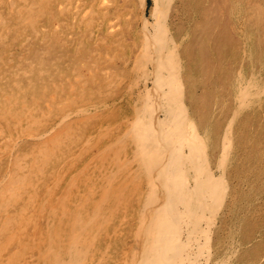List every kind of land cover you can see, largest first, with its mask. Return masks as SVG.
I'll use <instances>...</instances> for the list:
<instances>
[{"label": "rangeland", "instance_id": "1", "mask_svg": "<svg viewBox=\"0 0 264 264\" xmlns=\"http://www.w3.org/2000/svg\"><path fill=\"white\" fill-rule=\"evenodd\" d=\"M25 1L28 4L24 5L22 4V1L19 0H15L14 3L13 1H10L11 4L9 3V0H0V13H2L1 15L4 20V24L1 27V29L3 28L4 31L3 29L2 30L0 29L1 37H2V39L0 40V77L4 80V82L6 80L5 82L6 85L4 84L2 86L4 90L0 87V95H3L1 93H10L13 97L17 99L20 105L19 109H15L13 106L5 107V104H0V112H1L0 122L1 123L3 122L2 124L5 127V129H7V131L12 132L16 118L21 117L22 120H24L25 118V115L23 113L24 111L22 109L30 107L33 101L38 100L39 102H43L49 99L53 94L55 96L59 95L58 97L64 99L66 110L70 112L78 111L77 113L78 115L76 114L75 116H72L70 118L71 120L70 121L68 120L70 123H68L67 121L68 124H66L67 125L66 128L69 129L68 130L69 132L67 133V135L65 132L62 133L63 134L62 143L57 147L58 154L51 153L46 156V161L45 164L43 165V171L44 170L46 171H44V174L41 177L36 176L33 178L32 180L34 184L33 188L31 189L25 188L23 191L16 193L13 196L14 198L10 202L9 207L16 218L21 213L22 208L24 209L23 215L25 216L24 225L26 227V232L24 235L22 234L20 235V233L15 229L14 223L12 224L8 223V227L11 230L10 234L0 230V264H19V263L48 264L46 260L41 257L40 249H43L41 248V246H43L44 248L50 246L54 250L60 251V255L62 253V256L67 257L63 249H60L59 245L56 242L55 237L52 236V234L50 233L49 221L57 220L59 224V230L61 233L60 234L61 239L67 240V238L69 237L70 221L66 219L64 216H62L61 213L63 209L61 208L59 202L57 201L58 200L56 198L57 195L58 196L63 195L67 198L68 208L71 207L69 209V212L71 213L76 208L77 209L80 208V210L84 213V216L92 211L94 206L93 204L99 201L98 199L100 197L101 192L105 190L104 187L110 178L109 177L110 172L112 171V169H114V167L117 164V160H118L117 155L123 157L128 153V156L130 155L129 157L132 160V157L135 154L134 152L136 149L135 145L132 144L133 143L132 140L130 141L129 139L127 140V142L126 141H124V143L122 142V146L120 148L115 143L117 139H119L121 135L124 134L123 131H125L128 128L127 126L128 121H132L134 119L136 112L138 111V108H140L139 103H141V106H143L148 101L155 98L154 94L157 92V85L159 80L170 82L172 81V78L173 79L177 78V81L179 78L178 81L179 85H177L174 91L178 92V90L180 89L181 90L178 93L176 92L178 96L176 97L178 99L179 98L184 99L183 103L185 107L188 104L190 108L186 107V111L187 112L189 111V114L188 113L187 114L191 117V119L193 120L195 119L197 124L202 123V126L204 127L206 126L205 127L206 131L209 128L208 130L209 138L211 139V141L208 140L207 153H208V158L211 159V161L209 160V162H211L210 164L212 165V167H214L215 159L217 157V154L219 153L218 140L221 133L220 130H222L223 128L222 124L226 122V118L229 116L230 109L233 106L232 95L234 93L233 90L236 87L235 83L237 82L235 73L238 70H241L242 68L244 69L242 70V72L244 71L245 74L248 73L247 75H250V73L253 71L256 79L257 80L259 79L258 80L259 83L262 84L261 87L262 86L264 87V82H263L264 81V75H263L264 74V67H263L264 66L263 65L264 64V55H263L264 54V23H263L264 1L263 0H233V1L232 0H167V1L162 0V4H164L163 14L165 15L167 14L166 15L167 17L164 15L166 18L165 19L166 28H167L166 33L169 34L170 36L169 40H171V37L173 36L171 41L175 42V44L177 45L176 50L175 52L173 51V53L177 54V58L179 57L178 59L179 62L175 60L176 58L173 53H172V58H170L171 53H168L170 54L169 56H167L168 54L166 55L168 60L173 59L174 61L173 67H175L176 70V72H174V75H176V77L173 76V74H171L172 73L171 68L163 63L160 55V50L158 51L156 47V36L158 35L156 31L155 13L152 12L153 0H150V2H148V0H106V2H103L102 0H64L66 1L65 2L66 8L63 10L62 14L58 12L56 9V4L59 2V0H25ZM17 4H20V6L22 7L21 11L17 12L16 10H10L11 9L10 7ZM156 8L157 9L155 11L157 12L159 8L157 6ZM89 9L91 10V13L87 11ZM242 9L243 11H241ZM3 13H5V15ZM235 14H237L238 16L240 15L239 17L241 18V23H240L241 25H239V23L236 22V20L234 19ZM12 16H14V18ZM26 18L31 19L32 24H23L21 20ZM56 19H60L62 27L58 28L54 32L47 31L43 33L38 31L39 29H37L36 27L37 24L40 25L42 22L43 25L50 26V24L52 22H55ZM229 19H231L232 21ZM252 24H254V26ZM171 25H172V29H171ZM236 26L238 27L236 28ZM168 28L171 30H168ZM239 28L241 29L239 30ZM248 28H250V30ZM27 29L29 30V32ZM234 29L236 30L234 31ZM258 30L260 33H258ZM69 31L72 32V35H68ZM248 35H250V37ZM19 38L21 39L19 40ZM247 38L249 39V41ZM258 38L260 39L258 40ZM237 40L239 41V43L237 42ZM251 41H254L253 44ZM198 45L199 48H196ZM246 46L248 49L246 48ZM47 47H49L50 49ZM254 50H258V52L257 51L255 52ZM253 51L255 53H253ZM178 53H180V55ZM258 54L260 56H257ZM8 55H10V60L12 64H19L25 71L28 72V75H30V79L28 81L25 79L19 81L13 80L14 75L10 70V67L8 66V63L10 62H6L8 61L6 59ZM247 55L248 57H246ZM258 58L260 61H257ZM37 60H42L45 62V64L43 63L45 67L44 74H38L35 66H33ZM188 60L191 65L188 64L189 63ZM241 61L243 62V64ZM249 61H251V65L256 63L255 65L257 67L255 65L251 66ZM258 66L261 68L258 69ZM208 68L209 69L211 68L210 72ZM229 68L232 70H230ZM181 69L184 70L182 71ZM245 69L246 70L248 69L247 70L248 72ZM260 73L261 74L263 73L262 76ZM257 76L259 78H257ZM195 77L197 78V80ZM234 79L236 82L234 81ZM192 80H194L196 84ZM54 81L61 83L63 86L62 89H58V90L54 89L53 87ZM188 82H190L191 84ZM181 84H183V86H181ZM12 86L15 88H13ZM28 88H30L29 91ZM209 89H211L212 91ZM221 90L224 91L223 94H221L222 93ZM7 91H11V92H7ZM25 91H28L29 93ZM204 91L208 94H205ZM218 91H220V93ZM19 95H21L20 98H18ZM26 96L27 99L25 98ZM31 96H33L34 99L33 98L31 99ZM199 98L200 100L202 98L203 101L201 100L202 101L201 102ZM226 98H228V100ZM262 98L258 99V101L256 100L257 102L254 101L256 102V103L253 102L254 105L253 103H251L250 107L252 108L247 110L242 109L238 114L240 116L237 117L238 120H236L235 123V126L236 125L237 126L236 128H234L235 135L233 142L234 145L232 147L233 148L232 160H231L232 162H231V166L229 167L226 173V177L228 178L226 179L227 181H230L227 182V184L229 183L228 188L229 190H231L232 188L234 190L232 189L231 191L227 192V194L228 193L229 194L223 204V208H221L218 215V219H217L218 226H216L214 229V233H216L215 231L219 233L213 234L214 247L215 245H219V247L216 246L215 248V250H217L216 252L219 251L221 253L222 251L226 250V248L228 247L234 248L233 246H236L235 248L239 249V250L237 249L235 250L233 256H231L233 257L232 259L229 256L230 257L229 262H232V264H264V172H262L264 170V168L262 167L264 166V159H263L264 149H262L263 152H261L260 150L261 148L259 147V146L263 147V143H264V114H263L264 88H263ZM197 104L199 106H196ZM21 105H23V107ZM89 105L91 106L89 107ZM258 105H260L263 110ZM2 107L5 108L3 109ZM206 107H208L209 109ZM7 108L8 110H6ZM256 110L259 111V114L262 113L260 114L261 116L258 115V112ZM248 111H250V113ZM254 113H256L257 115L255 116ZM59 114H60L59 111L55 109L48 111L46 117L40 120V124L38 126L39 130L46 128L56 117H58ZM159 116H161V113H159ZM7 117H9L10 122L8 121ZM244 118L246 119V121ZM243 121L245 122V124ZM260 121L262 123H260ZM258 123H260V125ZM214 124L216 126H214ZM249 125H251V127ZM261 125L263 129L261 128ZM97 126H99L98 129ZM10 127L12 131L9 129ZM92 127L94 129H92ZM255 128L259 130L256 129L255 131ZM95 132L97 133L95 134ZM218 132H220L219 135ZM249 132H251V134ZM177 134H178V138L183 139L181 126H178ZM213 134L216 136L214 137ZM248 134L250 135L248 136ZM210 135L213 136L210 137ZM252 137L254 138L253 142H251L253 140ZM247 138H250L251 140ZM104 139L105 141H102ZM212 140L214 141L215 145L213 144ZM25 141H27L26 142L27 144L24 142V140L23 142L21 141L22 143L20 142L19 145H17L18 149L16 148L15 152L21 154L22 157L26 156V158L29 159L33 147L38 145V143L39 144L42 143L33 140H30L31 142H29V139ZM101 141L103 142V144ZM246 141L247 142L250 141V142L247 143ZM209 142L211 144H209ZM28 143L30 144L28 145ZM208 144L212 148L208 147L209 146ZM246 147H248L249 149ZM252 147H254V150ZM251 148L254 152L251 150ZM108 149L111 150L108 151ZM210 149L214 150V152H212V155H211V151H208ZM181 150L187 152V148H184L183 144ZM76 152L77 154H75ZM260 152L263 154H261ZM248 154L250 156H248ZM10 159L12 158H10L9 154L0 153V169L3 171V173H1L2 171L0 170V173L2 174V175L0 174V177L3 176V174L5 173L4 171L6 170L4 169H6L7 166L9 165ZM111 160L113 161L111 162ZM2 163L5 164L3 165ZM133 164L134 165L132 167L133 168L132 171L120 172L119 174L118 173L116 174V178L112 183V190L107 193L108 199L104 204V206L106 210H108L109 212L113 211L112 212L113 220L110 221L109 226L100 227L99 229L100 231H98L96 240L93 245L94 247L90 249V255H89L90 259L92 257H96V258L101 257L100 258L101 261L105 258V260L106 259L109 260L111 264H120L121 259L124 257L125 251H127L129 246L131 245L130 242L131 229L129 227L134 222V219L136 217V213L140 206L138 202L139 195L141 194V189L144 187L143 184L146 183V178L143 177L140 180L141 184L140 185L136 184L135 177L132 176V172L136 170L135 169L136 164L135 162ZM86 166L88 167V169L86 168ZM242 169L243 171L246 172H243ZM68 170L69 172H67ZM260 171L262 173H259ZM21 172H23V170H19V173ZM66 172L67 174H65ZM215 173H219V171H215ZM136 174L138 176L139 175L141 176V171L136 172ZM56 176L57 179H55ZM64 176H68V178L65 177V181L63 180ZM249 176L251 177L249 178ZM51 177L53 178L51 179ZM71 178L72 179L74 178L73 181L76 184V190H74V192L78 190L77 192L80 191L81 193L86 191V189L89 188L91 189L89 195V199H91L92 201L91 203H88L87 200L85 199H84L85 200L84 203L83 197H80V195L78 196L76 194L77 192L73 193V190L69 189L67 182ZM47 181H49L50 183L49 185ZM94 181H96L97 183H95ZM247 181L251 187L248 185ZM43 183L45 184V186ZM60 186L62 187L60 188ZM125 186L128 187L130 191V195H127V197H123L122 201L120 202L122 196L121 193H119V191H121ZM49 187H51L50 191H48ZM246 187L248 188L246 189ZM56 190H58L59 193ZM40 191L42 192L40 193ZM233 191L235 193H233ZM239 192L240 195H238ZM29 194H31V197ZM236 195L238 197H236ZM242 195L244 199L242 198ZM244 196L247 197L245 198ZM49 197H51L52 199ZM229 197L230 199H228ZM233 198L236 199V201ZM21 200L23 201V203H21ZM46 200L48 201V203ZM229 200L234 203L231 202L230 204ZM237 200H239V203ZM35 201L43 202L44 211L41 214H39V216L36 219L27 220L26 219L27 218L26 216H28L27 211L33 207ZM241 205L243 206V208ZM224 213H225V217H224ZM132 215L134 217H132ZM231 215L232 216L236 215V216L231 218ZM59 219L61 220L59 221ZM230 220H232V224H230L231 223ZM224 222L226 223V225ZM242 222L244 223V225L242 224ZM37 224L38 226H36ZM36 228H38L37 229L38 231L36 230L37 233H35L34 231V229ZM122 228L125 231V233L123 232ZM224 232L227 235L223 234ZM234 233L239 238L236 237ZM7 234H9V238H5ZM116 235H118L119 237ZM232 235L235 238L232 237ZM22 236L23 237L25 236L24 238L26 242L35 246L25 247L24 245H20L19 241ZM225 236L227 237V240ZM112 237L113 238L115 237L116 239L115 238L113 239ZM215 240L216 242H214ZM114 241H116L115 244ZM224 242H226L227 244ZM247 242H248V246H246ZM112 246H115L117 248L115 247L112 248ZM105 248L108 249L107 252L109 253L104 252ZM15 250H17L20 256H23L22 259H19L18 257L15 256V253H13ZM114 250L116 251L115 253H112L113 254L112 255L111 251ZM3 251L4 254L2 253ZM93 253L94 255L92 256ZM103 255H105V257ZM235 261L239 263H236ZM244 261L246 262L243 263ZM92 262L95 263L96 259L95 260L93 259Z\"/></svg>", "mask_w": 264, "mask_h": 264}, {"label": "bare ground", "instance_id": "2", "mask_svg": "<svg viewBox=\"0 0 264 264\" xmlns=\"http://www.w3.org/2000/svg\"><path fill=\"white\" fill-rule=\"evenodd\" d=\"M10 1H13V3L15 2V0H9V3H10ZM19 1H22V4H24V5L28 4V3H26L25 0H19ZM102 1L106 2V0H102ZM65 2L66 1H64V0H59V2L56 4V9L61 14H62L63 10L66 8V3ZM166 3H165V5H166ZM10 6H12V5H10ZM156 6L159 8V10L157 12L155 11L157 9ZM6 7H7V5H6ZM163 7H164V4H162V0H153L152 12L155 13V17H156V31H157V35H158V36H156V47H157L158 51L160 50V55H161L163 63L171 68V70H172L171 74H173V76L176 77V75H174V72H176L175 67H173L174 61H173V59L168 60L166 55L168 53H171V55L168 54L167 56L170 55L171 56L170 58H172V53H173V51L175 52L177 45L175 44V42L171 41L173 36L171 37V40H169L170 36H169V34L166 33V29L167 28H166V22H165L166 18H165V16L167 14L166 15L163 14V10H164ZM10 8H11L10 10H16L17 12L22 10V7L20 6V4L13 5ZM166 8H168V7H166ZM75 9H76V7H75ZM87 11H89L91 13L90 9L87 10ZM219 11H220V9H219ZM241 11H243V9ZM1 14L2 13H0V29H1L2 25L4 24V20H3V17H2ZM3 14L5 15V13H3ZM239 16L237 14H235V16H234L235 18L234 19L236 20V22L239 23V25H241L240 24L241 23V18ZM12 17L14 18V16H12ZM76 17H78V16H76ZM209 19H211V18H209ZM229 20H231V19H229ZM21 21L23 22V24H32V20L29 19V18L23 19ZM44 21H45V19H44ZM225 21H226V19H225ZM45 23H46V21H45ZM233 23H235V22H233ZM246 23H247V21H246ZM41 24H42V22H41ZM41 24L40 25L37 24L36 27H37V29H39L38 30L39 32H43V33L47 32V31L54 32L58 28L62 27L60 19H56V21L52 22L50 24V26L43 25V24L41 25ZM7 25H6V27H7ZM252 25L254 26V24H252ZM3 27H5V26H3ZM237 27L238 26H236V28ZM171 29H172V25H171ZM171 29L168 28V30H171ZM240 29L241 28H239V30ZM248 29L250 30V28H248ZM235 30L236 29H234V31ZM3 31H4V29H3ZM19 31H21V30H19ZM28 32H29V30H28ZM61 33H62V31H61ZM258 33H260L259 30H258ZM21 34H22V32H21ZM68 35H72V32L69 31ZM248 36L250 37V35H248ZM261 37H262V35H261ZM1 39H2V37H1V32H0V40ZM20 39L21 38H19V40ZM259 39L260 38H258V40ZM238 40H237V42L239 43ZM240 40H241V38H240ZM24 41H26V40H24ZM174 41H175V39H174ZM248 41H249V39H248ZM251 42L253 44L254 41H251ZM75 43H78V42H75ZM208 43H210V42H208ZM248 45H249V42H248ZM85 46H87V45H85ZM47 48H49V47H47ZM178 48H179V46H178ZM196 48H199V45ZM246 48H247V46H246ZM73 49H75V48H73ZM86 49H88V48H86ZM182 50H180V51H182ZM86 51H88V50H86ZM254 51L258 52V50H254ZM254 51H253V53H255ZM74 52H71V53H74ZM109 52H111V51H109ZM189 52H191V51H189ZM35 53H37V52H35ZM253 53H251V54H253ZM178 54L180 55V53H178ZM259 54L257 56H260ZM174 55H175V58H176L175 60L178 61L179 57L177 58V54L176 53ZM246 57H248V55ZM6 59L8 60L6 62H10L11 63V64L8 63V66L10 67V70L12 71V73L14 75L13 80L19 81V80L25 79V80L28 81L30 79V75H28V72L25 71L19 64H12V62L10 60V55H8L6 57ZM182 59H183V57H182ZM200 59H201V57H200ZM243 61H244V59H243ZM251 61H252V59H251ZM251 61H249L250 65H251ZM257 61H260L259 58H258ZM188 62H189V60H188ZM43 63L45 64L44 61L37 60L36 63H34V65H33V66H35L38 74H44L45 73V67H44ZM247 63H248V61H247ZM188 64H190V62ZM242 64H243V62H242ZM255 64H252V65H255ZM192 65H193V63H192ZM245 65H246V63H245ZM247 66H248V64H247ZM181 67H182V64H181ZM84 68H86V67H84ZM259 68H261V67L258 66V69ZM176 69H177V67H176ZM210 69H209V72H210ZM51 70H53V69H51ZM230 70H232V69H230ZM230 70H229V72H230ZM242 70H244V69L242 68L241 70H238L235 73L237 82L234 79V81L236 82V83L234 82L236 87L234 86L235 89L232 88V89H234L233 90L234 93L232 95L233 106L230 109L229 116L226 118V122H224V124H222L223 128H222V130H220L221 133L218 132V135L220 133V137H219V140H218L219 141V153L217 154V157L215 159L214 167H212V165L210 164L211 162H209V160L211 161V159L208 158V153H207V143H208V140L211 141V139L209 138V131H208L209 128L206 131V128H205L206 126L205 127L202 126V123L197 124L195 119L194 120L191 119V117L188 115L189 111L188 112L186 111V107H189L188 104L185 107L184 103H183L184 99H182V98L178 99L177 98L178 97L177 93L181 89L178 90V92L176 91L177 93L174 91V89H176L177 85H179V83H178L179 78H178V81H177V78L176 79L172 78V81H170V82H166L164 80H162V81L159 80L158 85H157V92L154 94L155 98L150 100V101H148L143 106H141V103H139L140 108H138V111L136 110L137 112H136V115H135L134 119L132 121H128L127 120L128 121V125H127L128 128L126 130L124 129L125 131L122 130L124 132V134L121 135V137L119 139H117V141L115 140L116 141L115 144L118 145L119 148L122 146V142L123 143H124V141L127 142V140H129V139H130V141L132 140V142H133L132 144H134L135 148H136L135 152H134L135 154L133 155L132 160L129 157L130 155L128 156V153H127V155H124L123 157L122 156L120 157V155H117V159H118L117 160V164L114 167V169H112V171L110 172V176H109L110 178H109V180L107 181V184L104 187L105 190H103L101 192L100 197L98 199L99 201L96 202L95 204H93L94 206H93L92 211L90 213H88L87 215H85V216H84V213L80 210V208L79 209H77V208L74 209L72 211V213L69 212V209L71 207L68 208L67 198L65 196H63V195H59V196L57 195V197H56L58 199L57 201L59 202V205L63 209L61 214H62V216H64L66 219H68L70 221L69 237L67 238V240L61 239V236H60L61 233H60V230H59V224H58L57 220L49 221L50 222V233L52 234V236L55 237L57 244L59 245L60 249H63V251L65 252V255H67V257L62 256V253L60 255V251H58V250L56 251L50 246H47L45 248L43 246H41V248H43V249H40L41 250V257L43 259H45L48 264H100L101 262H103L101 264H111V262L109 260H107V259L105 260V258L101 261V259H100L101 257H97V258L96 257H92L90 259L89 258L90 257L89 256L90 255V249L92 247H94L93 245H94V242L96 240L98 231H100L99 230L100 227L109 226L110 225V221L113 220L112 219V216H113L112 212L113 211L109 212L108 210H106L104 204L106 203V201L108 199L107 193L112 190V183H113L114 179L116 178V174L117 173L119 174L120 172H130V171H132L133 170L132 167L134 165L133 163L135 162V164H136L135 169L136 170L132 172V176L135 177L136 184L140 185L141 184L140 180L143 177L146 178V183L143 184L144 187L141 189V194L139 195L138 202H139L140 206H139L138 211L136 213V217L134 219V222L129 227L131 229V234H130L131 235V238H130L131 245L129 246L127 251H125L124 257L121 256L123 258L121 259L120 264H232V262H229V258L231 256H233V253L237 249V248H235L236 246H233L234 248H231V247L229 248L228 247V248H226V250L222 251L221 253L219 251L216 252L217 250H215V248H216V246L219 247V245H215V247H214V243H213V237L214 236H213V234L219 233L217 231H215L216 233H214L215 227L218 226V224H217L218 215H219V212H220L221 208H223V204H224V202H225V200H226V198H227V196L229 194V193L227 194V192L231 191L233 189L232 188L231 190H229V188H228V186H229L228 184L229 183L227 184V182H230V181H227L228 178L226 177V173H227L229 167L231 166V162H232L231 161L232 160V150H233L232 147L234 145L233 142H234V135H235L234 134V128H236V126H237V125L235 126L236 120H238L237 117L240 116L238 114H239L240 110H242V109H246L247 110V109L252 108V107H250L251 103H253L256 100L258 101V99H261L263 97V88H264L263 86H262L263 88L261 87L262 84L259 83V81H258L259 79L258 80L256 79L255 74H254L253 71L251 73L249 71L250 75H247L248 74L247 73L248 69L247 70L245 69L247 71L246 72L247 74H245L244 71L242 72ZM261 71H263V70H261ZM262 74H261V76H262ZM5 76H7V75H5ZM230 76H231V74H230ZM257 78H259V77L257 76ZM262 79H263V77H262ZM196 80H197V78H196ZM189 81H191V80H189ZM192 81H194V80H192ZM198 81H200V80H198ZM5 82H6V80H5ZM5 82H4V80L2 78L0 79V87L1 88L5 84ZM188 83H190V82H188ZM195 84H196V82H195ZM181 86H183V84H181ZM53 87H54V89L58 90V89H62L63 86H62L61 83H58V82L54 81ZM13 88H15V87H13ZM29 89L30 88H28V91H29ZM182 90H183V88H182ZM209 90H211V89H209ZM28 91H25V92L29 93ZM7 92H11V91H7ZM35 92H36V90H35ZM218 92L220 93V91H218ZM223 92L224 91H222L221 94H223ZM12 93H13V91H12ZM15 93H16V91H15ZM27 93H26V95H27ZM1 94H3V95H0V104H5V107L13 106L15 109H19L20 108V105H19L17 99L15 97H13L10 93H1ZM181 94H182V92H181ZM205 94H208V93L205 92ZM193 95H191V96H193ZM33 96H34V94H33ZM33 96H31V99L32 98L34 99ZM58 96H55L53 94L49 99H47V100H45L43 102H39L38 100L37 101H33L32 105L30 107L22 109L24 111L23 113L25 115V118H24V120H22L21 117L20 118L19 117L16 118V121H15V123L13 125V131L11 130V127L9 128L12 132L7 131V129H5V127L2 124L3 122L2 123L0 122V153L9 154L10 158H12V159H10V161H9L10 163L7 166V168L5 166V168H6V169H4V170H6V171H4L5 173L3 174V176L0 177V230L5 232V233L7 232V233L10 234V231H11L10 228L8 227V223H11V224L14 223L15 229L20 233V235L21 234L22 235L25 234L26 227L24 225L25 224L24 223L25 216L23 215L24 209L22 208L21 213L16 218L14 216V214L12 213V211H11V209L9 207L10 206L9 204L13 200V198H14L13 196L16 193H19V192L23 191L25 188H29V189L33 188L34 184H33L32 180H33L34 177H36V176H40L41 177L44 174V171H46V170L43 171V165L45 164L46 156L48 154H51V153L58 154L57 153V147L62 143V139H63V136H62L63 134L62 133L65 132L66 135H67V133L69 132L68 131L69 129L66 128L67 127L66 124L70 123L69 122L71 120L70 118L72 116H75L78 113V111L70 112V111L66 110L65 109V104H64L65 103L64 99L61 98V97H58ZM20 97H21V95H19L18 98H20ZM221 97H223V96H221ZM25 98L27 99V96ZM226 99L228 100V98H226ZM199 100H200V98H199ZM201 100H202V98H201ZM224 102H226V101H224ZM256 102H254V103H256ZM254 103H253V105H254ZM205 105H203V106H205ZM21 106L23 107V105H21ZM90 106L91 105H89V107ZM96 106H98V105H96ZM196 106H199V105L197 104ZM258 106H260V105H258ZM211 107H212V105H211ZM206 108H208V107H206ZM52 109H55V110L59 111L60 114L58 115V117L54 116L56 118L46 128H43V129L39 130L38 126L40 124V120L42 118L46 117L47 112L52 110ZM261 109H262V107H261ZM6 110H8V108ZM216 110H218V109H216ZM220 110H222V109H220ZM246 110H245V112H246ZM250 111H248V112L250 113ZM257 112H258V115L262 114V113L259 114V111H257ZM159 113H161V116H159ZM254 114H255V116L257 115L256 113H254ZM7 118H8V121H9V117H7ZM241 118H243V117H241ZM251 118H253V117H251ZM254 119H256V118H254ZM67 121H68V123H67ZM245 121H246V119H245ZM262 122H263V120H262ZM262 122L260 121V123H262ZM260 123H258V124L260 125ZM244 124H245V122H244ZM209 125H210V123H209ZM178 126H181L183 139L178 138V134H177ZM214 126H216V125L214 124ZM249 126L251 127V125H249ZM98 127L99 126H97V129H98ZM104 128H105V126H104ZM257 128H259V127H257ZM257 128H255V131H256ZM261 128H262V125H261ZM261 128H260V130H261ZM92 129H94V128L92 127ZM257 130H259V129H257ZM97 132H95V134ZM251 132H249V133L251 134ZM112 134H113V132H112ZM250 134H248V136ZM213 135H210V137L213 136ZM215 136L216 135H214V137ZM105 138H107V137H105ZM28 139H29V142H31L30 140H33V141H36V142L38 141V142L42 143V144L38 143V145L33 147V150L31 152V154L29 153L31 155L29 159H27L26 156L22 157L21 154L15 152V149L16 148L18 149L17 145H19V143L21 141L23 142V140L26 143L27 141H25V140H28ZM244 139H245V137H244ZM247 139H250V138H247ZM102 141H105V139L102 140ZM253 141H254V138H253V140L251 142H253ZM249 142H247V143H249ZM247 143H245V144H247ZM29 144L30 143H28V145ZM102 144H103V142H102ZM182 144H183L184 148H187V152H184V150H181ZM209 144H211V143L209 142ZM213 144H214V141H213ZM261 144H262V142H261ZM240 146H242V145H240ZM208 147H210V145ZM248 147H249V144H248ZM248 147H246V148H248ZM259 147L261 148V149L259 148L261 150V152H263L264 150L262 151V149H264L263 148L264 147V143H263V147L262 146H259ZM103 148H105V147H103ZM210 148H212V147H210ZM240 148H242V147H240ZM252 148L254 150V147H252ZM252 148H251V150H252ZM109 150H111V149H108V151ZM244 150H246V149H244ZM74 151H76V150H74ZM208 151H211V155H212V152H214V150H211V149L208 150ZM71 152H72V150H71ZM101 152H103V151H101ZM239 153H238V156H239ZM75 154H77V152ZM261 154H263V153H261ZM105 155H106V152H105ZM248 156H250V155L248 154ZM244 157H245V155H244ZM244 157H243V159H244ZM259 158H261V157H259ZM243 159H242V161H243ZM112 161L113 160H111V162ZM254 161H255V159H254ZM2 164L4 165L5 163H2ZM49 164H50V162H49ZM252 164H253V162H252ZM242 166H244V165H242ZM245 166H247V165H245ZM262 167L264 168V166H262ZM48 168H50V167H48ZM86 168L88 169L87 166H86ZM64 169H66V168H64ZM19 170H23V172L19 173ZM138 171H141V176L140 175L138 176L136 174V172H138ZM215 171H219V173H215ZM242 171H243V169H242ZM258 171H259V169H258ZM47 172H48V170H47ZM67 172H69V170ZM67 172L65 174H67ZM71 172H72V170H71ZM243 172H246V171H243ZM262 172H264V170ZM262 172L260 171L259 173H262ZM1 173H3V171ZM78 176H80V175H78ZM92 176H93V174H92ZM65 177L68 178V176H64V179H63L64 181H65ZM250 177L251 176H249V178ZM52 178L53 177H51V179ZM55 179H57V176L55 177ZM73 179L71 178L67 183H68L69 189L73 190V193H76L78 190L76 192H74V190H76V184L74 183ZM248 181H247V183H248ZM47 182H48V185H49L50 184L49 181H47ZM47 182H46V184H47ZM76 182H77V180H76ZM94 182L97 183L96 181H94ZM244 182H245V180H244ZM89 183H90V181H89ZM48 185H47V187H48ZM61 185H63V184H61ZM248 185L250 186L249 183H248ZM44 186H45V184H44ZM61 187L62 186H60V188ZM247 188L248 187H246V189ZM50 189H51V187H49L48 191H50ZM90 190L91 189L89 188V189H86V191H84V192L80 193V191H79L76 194L78 196L80 195V197H83L84 203H85V200H87L88 203H91L92 201H91V199H89ZM42 191H40V193ZM52 191H55V190H52ZM56 191L59 193L58 190H56ZM235 191H237V190H235ZM119 193H121V196H122L120 202L122 201L123 197H127V195H130V191H129L127 186L123 187V189L121 191H119ZM138 193H139V191H138ZM233 193H235V192L233 191ZM246 193H247V191H246ZM55 194H56V192H55ZM244 194H245V192H244ZM29 195L31 197V194H29ZM238 195H240V192H239ZM243 195H242V198H243ZM36 196H37V194H36ZM51 197H49V198H51ZM236 197H238V196L236 195ZM244 197L246 198L247 196H244ZM45 198H46V196H45ZM239 198H240V196H239ZM228 199H230V197ZM248 199H250V198H248ZM234 200L236 201V199H234ZM237 201L239 203V200H237ZM231 202L232 201H230V204H231ZM21 203H23L22 200H21ZM47 203H48V201H47ZM232 203H234V202H232ZM250 203H251V201H250ZM235 206H237V205H235ZM19 207H20V205H19ZM134 207H136V206H134ZM15 208H17V207H15ZM237 208H239V207H237ZM237 208H236V210H237ZM242 208H243V206H242ZM43 211H44L43 210V202L35 201L34 204H33V207L30 210L27 211V213H28L27 215L28 216H26L27 217L26 219L27 220L36 219L39 216V214H41ZM134 212H136V211H134ZM236 214H237V212H236ZM232 215H233V213H232ZM232 215H231V218L236 216V215L235 216H232ZM132 217H134V216L132 215ZM224 217H225V213H224ZM49 220H50V218H49ZM60 220L61 219H59V221ZM230 221H231L230 224H232V220H230ZM230 221H228V222H230ZM242 224L244 225L243 222H242ZM47 225H48V222H47ZM225 225H226V223H225ZM36 226H38V224ZM39 226H40V224H39ZM30 229H32V228H30ZM37 229L38 228L34 229L35 233H37L36 232ZM107 230H109V229H107ZM122 230H123V228H122ZM120 231H121V229H120ZM123 232L125 233L124 230H123ZM9 234H7V236H5V238H9ZM38 234H40V233H38ZM100 234H102V233H100ZM223 234H226V233L224 232ZM114 235H115V233H114ZM234 235H235V233H234ZM116 236H118V235H116ZM24 237L22 236L20 238V241H19L20 245H24L25 247L35 246V245H31L28 242H26ZM232 237H234V236L232 235ZM236 237H238V236H236ZM46 238H44V239H46ZM218 238H219V236H218ZM106 239H107V237H106ZM216 240L214 242H216ZM226 240H227V237H226ZM107 241H108V239H107ZM111 241H112V239H111ZM103 242H104V240H103ZM115 242L116 241H114V244H115ZM218 242H220V241H218ZM243 242H244V240H243ZM224 243H226V242H224ZM57 244H55V245H57ZM226 244H225V246H226ZM229 244H230V242H229ZM249 244H250V242H249ZM52 246H53V244H52ZM116 246H117V244H116ZM246 246H248V242H247ZM114 247L115 246H112V248H114ZM107 248H105V251H104L105 253H109V252H107L108 251ZM115 248H117V247H115ZM237 250H239V249H237ZM115 251L116 250L111 251V254L115 253ZM2 253L4 254V251ZM13 253H15L16 257H18L19 259H22L23 256H20L19 253L17 252V250H15ZM39 254H40V252H39ZM93 255H94V253L92 254V256ZM103 256L105 257V255H103ZM234 257H236V256H234ZM114 258H115V256H114ZM232 258L233 257H231V259ZM93 259L94 260L96 259L95 263L92 262ZM245 262L246 261H244L243 263H245ZM236 263H239V262H236ZM252 263H254V262H252Z\"/></svg>", "mask_w": 264, "mask_h": 264}, {"label": "trees", "instance_id": "3", "mask_svg": "<svg viewBox=\"0 0 264 264\" xmlns=\"http://www.w3.org/2000/svg\"><path fill=\"white\" fill-rule=\"evenodd\" d=\"M148 2H150V0H148Z\"/></svg>", "mask_w": 264, "mask_h": 264}]
</instances>
